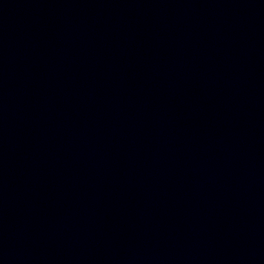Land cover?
Listing matches in <instances>:
<instances>
[{"label": "water", "instance_id": "1", "mask_svg": "<svg viewBox=\"0 0 264 264\" xmlns=\"http://www.w3.org/2000/svg\"><path fill=\"white\" fill-rule=\"evenodd\" d=\"M0 264H264V0H0Z\"/></svg>", "mask_w": 264, "mask_h": 264}]
</instances>
